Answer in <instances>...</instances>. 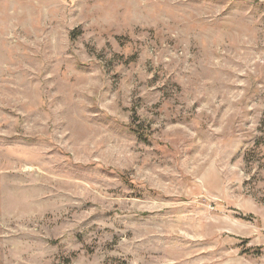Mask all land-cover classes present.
<instances>
[{"label":"rangeland","instance_id":"obj_1","mask_svg":"<svg viewBox=\"0 0 264 264\" xmlns=\"http://www.w3.org/2000/svg\"><path fill=\"white\" fill-rule=\"evenodd\" d=\"M0 264H264V0H0Z\"/></svg>","mask_w":264,"mask_h":264}]
</instances>
